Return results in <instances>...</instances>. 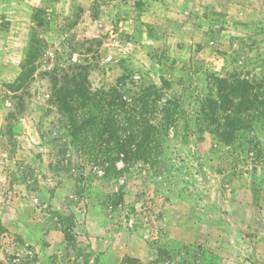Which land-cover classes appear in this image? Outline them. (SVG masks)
<instances>
[{"label": "rangeland", "instance_id": "374dc122", "mask_svg": "<svg viewBox=\"0 0 264 264\" xmlns=\"http://www.w3.org/2000/svg\"><path fill=\"white\" fill-rule=\"evenodd\" d=\"M31 36L37 57L21 74ZM81 70L90 94L118 93L126 106L112 115L135 111L149 121L161 152L150 163L114 175L101 155L77 147L82 139L57 113L52 84ZM243 81L248 101L237 116L240 97L229 86ZM187 154L183 184L247 187L248 204L231 221L216 203V222H204L210 242L171 245L155 197L174 155ZM100 168L109 173L100 177ZM66 179L73 204L94 185L106 214L148 236L157 264H264V0H0V264L36 263V245L22 236L36 241L37 220L65 230L71 247V206L51 205Z\"/></svg>", "mask_w": 264, "mask_h": 264}, {"label": "crops", "instance_id": "0c3cea01", "mask_svg": "<svg viewBox=\"0 0 264 264\" xmlns=\"http://www.w3.org/2000/svg\"><path fill=\"white\" fill-rule=\"evenodd\" d=\"M190 157V154L182 158L174 155L166 177L160 178L162 181V184H159L160 194L155 197L161 198L162 219L160 217L159 221L161 236L171 245L189 246L201 243L204 237L205 243L210 242L204 227L207 228V224L216 222L218 213L216 203L224 206V211H227L224 216L229 220L232 219V211L236 207L248 204L247 187H240L235 191L234 186L229 185L221 186L222 188L218 190L207 184L202 189L194 184H183L180 179L183 176V169L186 168H182V165H187ZM182 161L185 162L181 163ZM115 190L112 189V192ZM94 191L93 185L91 192L84 194L86 196L81 201L73 204L68 200L72 197V190L67 179L55 189L54 199L51 200V205L55 207L53 210L62 213L66 211L68 203L69 207L71 206L68 215H73V224L71 230H67L72 241L71 247L68 245L65 230L55 228L46 220L43 222L37 220L36 228L39 232H36V241L29 235L22 236L23 243L36 245L33 251L36 256L35 264H122L126 258L139 264H152L157 261L158 251L153 249V246L149 247L146 240L148 236L129 229L118 213L106 214L98 201L93 199ZM128 191L124 190V200L132 194ZM201 191L204 195L200 194ZM237 191H240V199L235 196ZM221 192L224 194L221 195ZM188 217L191 221L187 219ZM151 240H158L157 235L154 234ZM160 249L171 255L170 247L167 245ZM81 257L84 258L83 263H80Z\"/></svg>", "mask_w": 264, "mask_h": 264}, {"label": "trees", "instance_id": "16d2710c", "mask_svg": "<svg viewBox=\"0 0 264 264\" xmlns=\"http://www.w3.org/2000/svg\"><path fill=\"white\" fill-rule=\"evenodd\" d=\"M36 57V39L31 36L21 74L35 62ZM220 82L222 84L226 83L222 80ZM236 87L230 85L229 91L234 96L240 97L241 102L237 105L239 108L236 112L238 116V113H241L246 108L250 85L247 81H243ZM152 88L156 89L154 86ZM222 89L220 88L218 97L224 102L225 99L221 96ZM52 97L57 113L63 114V117L68 121V127L73 132L72 137H80L82 139L81 144H78L77 147L86 151L90 148L94 155H101L102 159L99 162L108 165L112 174L120 175L123 172L126 173L138 162L150 163L152 156L156 153L158 155L161 153L155 147L157 142L152 134L154 128L150 126L149 121L141 116L138 117L135 111L129 114L130 118L126 120L121 119L118 114L112 115L113 111L119 109L123 112V107L126 105L120 104L117 92L105 94L102 91L90 94L88 78L84 71L81 70L75 74L64 73L59 78L54 75ZM210 109L212 111L216 110L217 102L212 101ZM224 111L226 112L227 109ZM136 118L138 120H135ZM167 121L168 124L172 123V120ZM238 123L241 124V122ZM232 124H227L226 126L230 127ZM91 131H93L92 136L89 134ZM89 139L94 141L90 144L88 142ZM84 150L83 152H77V155L81 157L84 154ZM91 162L92 165L96 164V162ZM119 163L122 168H118ZM109 169L105 168L103 170L100 168V170H103V174L109 173ZM118 198L121 200L122 195L118 194ZM69 219L73 223V215H70ZM159 258L160 256L158 255V260L152 264H157L160 260ZM128 260L129 262H136L126 258L122 264H126Z\"/></svg>", "mask_w": 264, "mask_h": 264}, {"label": "built area", "instance_id": "2783aa9c", "mask_svg": "<svg viewBox=\"0 0 264 264\" xmlns=\"http://www.w3.org/2000/svg\"><path fill=\"white\" fill-rule=\"evenodd\" d=\"M97 174H98L100 177L103 175L102 171H97ZM124 183H125V180H124L123 178L117 180V185H118V186H122ZM111 210H112V208L109 207V208H108V211H111ZM165 264H168V262H166Z\"/></svg>", "mask_w": 264, "mask_h": 264}]
</instances>
